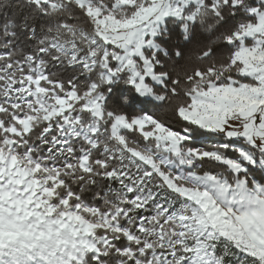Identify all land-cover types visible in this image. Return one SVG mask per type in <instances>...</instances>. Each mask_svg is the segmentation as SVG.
<instances>
[{"label":"rangeland","instance_id":"rangeland-1","mask_svg":"<svg viewBox=\"0 0 264 264\" xmlns=\"http://www.w3.org/2000/svg\"><path fill=\"white\" fill-rule=\"evenodd\" d=\"M148 1L150 6H143L129 18H117L111 13L105 16L100 8L80 2L87 6L89 14L101 27L99 41L93 40L95 49L81 53L80 62L84 64L89 54L90 59L102 48V59L111 54L116 70H109L104 60L100 79L109 83L117 76L115 73L126 70L137 93L146 98L151 96V88L145 84V79L160 84L162 77L153 73V64L145 57V50H157L155 38L166 19H182L185 8L202 4L201 0ZM132 2L122 0L121 6ZM252 12L258 22L237 35L241 47L235 60L243 65L242 74L256 84L211 85L208 90L196 92L190 108L180 111L184 119L201 129L227 139H243L247 146L236 147L239 158L227 157L216 148L211 151L202 147L187 149L183 143L190 139V133L171 130L149 116L132 122L116 117L111 136L117 140L119 148L104 147L101 152L109 160L113 155L122 161L126 158L136 168L134 176L124 174L121 169L107 172L106 178H116L118 186H112L111 191L107 188L108 194L116 195L115 209L104 214L81 202L68 206L71 194L58 200L63 178L60 176L62 165L56 158L57 155L66 157L68 163L71 148L67 139L81 138L97 147V135L106 132L104 97L95 93V88L89 91L81 112L89 113L91 121L82 124L81 112L72 115L74 104L80 98L74 92L61 95L52 88V93L45 90L42 86V83L46 86L45 72L41 67L35 69L44 80L35 81L34 95L40 108L48 114L44 111L45 116L40 119L9 117L6 113L0 117V264H81L87 255L98 260L116 239V235L111 238L112 234L124 233L132 238L122 220L128 218L130 224L132 215L142 211L148 203H154L156 209L183 228L182 237L175 243L161 236L154 238L155 232L151 231L146 247L153 249L151 256L156 264H170L174 257L178 264H224L217 254V245L235 253L242 263L264 264V185L253 178L250 186L242 176L248 172V165L257 166L264 175V12ZM187 19L193 20V16ZM52 40V49L64 60L56 49L64 41ZM247 40L252 44L245 45ZM83 64V69L88 70ZM48 91L50 97L46 94ZM51 118L55 121L49 123ZM40 121L50 124L39 138L48 147L44 153L27 146L26 140ZM54 126L58 134L48 137ZM125 131L140 133L144 144L131 141L133 147L129 146L123 135ZM205 157H213L225 165L234 175L233 182L221 174L196 173L195 167L200 168L198 161ZM82 161L80 166L85 168ZM152 176L158 177L161 189L155 191L154 187H149ZM56 199L58 202L54 203ZM59 205L63 210H59ZM137 221L136 228L145 231V218ZM153 244H157L159 252Z\"/></svg>","mask_w":264,"mask_h":264},{"label":"trees","instance_id":"trees-1","mask_svg":"<svg viewBox=\"0 0 264 264\" xmlns=\"http://www.w3.org/2000/svg\"><path fill=\"white\" fill-rule=\"evenodd\" d=\"M201 1L199 6L191 4L185 8L182 19H166L155 38L157 50H145V57L153 64V73L162 77L160 84L145 79V84L151 88V96L146 98L137 93L126 70L115 73L117 76L109 83L100 79L104 60L109 70H116V62L111 54L102 59V48L96 50V67L87 71L81 64L69 65L64 61L52 49L51 40L55 38L68 42L76 38L83 53L87 54L95 49L93 40L95 43L99 41L101 27L89 14L87 6L80 2L100 8L105 16L111 13L117 18H129L143 6H150V1L133 0L132 4L121 6L122 0H51L39 3L33 0H0V44L10 45L12 59L32 65L41 63L46 75L44 83L49 88L61 95L74 92L80 100L74 104L73 116L81 112L91 89L95 88V93L104 97L103 127L106 132L97 135V147H92L81 138L67 139L66 143L71 148L68 163L66 157L56 156L57 162L62 165L60 176L63 178V184L58 189V200L61 196L71 194L68 206L81 202L102 214L115 209L116 195L106 191L108 187L118 186V181L113 177L106 178L107 172L121 169L124 174L134 176L136 168L126 158L122 161L115 155L109 160L101 152L104 147L109 150L119 148L117 140L111 136L116 117H125L132 122L136 118L149 116L171 130L190 133V139L183 143L187 149L202 147L211 151L216 148L227 157L239 158L236 147L247 146L243 139H227L224 135L201 129L184 119L180 111L190 108L192 96L196 92L208 90L211 85L256 84L255 80L242 74L243 65L235 60V56L241 47L237 35L249 25L257 24L258 18L252 11L264 12V0ZM192 16L193 20L187 19ZM250 44L251 40L245 41V45ZM108 49H111L110 45ZM113 51L119 52L118 49ZM138 64L142 65L140 62ZM80 118L82 124L91 121L90 114L84 111ZM48 126L44 121L36 123L26 137L27 146H34L36 151L44 153L48 147L39 138ZM50 133L48 137L58 134V129L54 126ZM123 135L131 147V141L144 144L142 135L137 131H125ZM225 144L227 146L223 149ZM82 160L86 164L85 168L80 166ZM198 164L200 168L195 167L196 173L221 174L233 182V173L213 157H205ZM242 176L247 178L250 186L253 178L264 185L263 172L257 166L248 165V172ZM159 183L158 177L152 176L149 187H154L156 191L161 189ZM58 208L63 210L62 205ZM140 212L132 215L130 224L127 223L128 218L122 220L132 238L124 233L112 234L111 238L116 235V239L111 241L104 255H100L98 260L93 255H87L81 264H156L151 256L153 249L146 247L152 236L151 231L155 232L154 238L161 236L163 240L175 243L182 237L183 228L180 223L168 219L166 214L156 209L154 203H148ZM141 217L145 218V231L136 228L137 220ZM153 248L158 250L157 244H153ZM216 251L224 264H249L242 263V260L236 259L235 253H230L220 245H217ZM186 256L184 254L183 258ZM173 259L170 264H178L176 257Z\"/></svg>","mask_w":264,"mask_h":264},{"label":"built area","instance_id":"built-area-1","mask_svg":"<svg viewBox=\"0 0 264 264\" xmlns=\"http://www.w3.org/2000/svg\"><path fill=\"white\" fill-rule=\"evenodd\" d=\"M52 41H55V39ZM77 41L76 38H73L68 42H62L63 44L58 45V48H56L69 65L83 64L80 62V58L82 57L80 54L83 53V49L79 47ZM51 47L54 48L52 45ZM89 55H85L87 57L84 59L83 64L88 69L87 71L92 70L97 65L96 55L93 53L94 56L90 59ZM37 64L32 65L30 62L12 59L10 45L0 44V117L1 114L6 113L9 117L18 116L25 118L28 116L29 118H33L36 116L40 119L45 116V112L48 114V111L44 110V112L40 108V104L34 95L35 81L44 80L43 75H38L35 70L41 67L44 71V68L41 63ZM42 86L44 89L46 88L45 90H49L52 93L53 90L51 88L44 86L43 83ZM49 91L46 94L50 97ZM49 121L51 123L55 119L51 118ZM109 189L111 191L114 188L110 187Z\"/></svg>","mask_w":264,"mask_h":264}]
</instances>
